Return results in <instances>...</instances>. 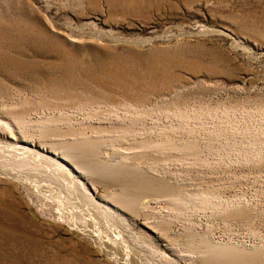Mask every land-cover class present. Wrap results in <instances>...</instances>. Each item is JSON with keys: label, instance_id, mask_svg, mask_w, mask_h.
Returning a JSON list of instances; mask_svg holds the SVG:
<instances>
[{"label": "rangeland", "instance_id": "obj_1", "mask_svg": "<svg viewBox=\"0 0 264 264\" xmlns=\"http://www.w3.org/2000/svg\"><path fill=\"white\" fill-rule=\"evenodd\" d=\"M0 264H264V0H0Z\"/></svg>", "mask_w": 264, "mask_h": 264}, {"label": "bare ground", "instance_id": "obj_2", "mask_svg": "<svg viewBox=\"0 0 264 264\" xmlns=\"http://www.w3.org/2000/svg\"><path fill=\"white\" fill-rule=\"evenodd\" d=\"M29 150V149H28ZM33 151V150H32ZM24 152H27V150H25ZM28 153V152H27ZM36 153V152H35ZM35 153H33V154H35ZM41 156V155H40ZM39 156V157H40ZM37 157V156H36ZM40 159H42V158H40ZM38 160V159H37ZM52 160V159H51ZM50 160V161H51ZM49 161V160H48ZM49 161V162H50ZM47 162V161H46ZM49 162H47V163H49ZM51 163V162H50ZM53 163H55V161L53 162ZM52 164V163H51ZM58 163H56V165H57ZM55 165V166H56ZM61 165V164H60ZM59 165V166H60ZM12 167V166H11ZM61 167H63V166H61ZM18 169V168H17ZM57 169H60L59 167L57 168ZM62 169V168H61ZM67 169V168H66ZM63 170V169H62ZM17 171H19V169L17 170ZM69 171V170H68ZM20 173H21V171H20ZM64 173H67L68 175H69V172H64ZM59 174V173H58ZM22 175H24V174H22ZM56 175V174H55ZM54 178V177H53ZM69 179H70V181H71V183H73L74 181H73V177H71L70 175H69ZM76 187V186H75ZM79 191V190H78ZM77 192V191H76ZM83 192V191H82ZM79 193V192H78ZM81 193V192H80ZM85 193V192H84ZM77 195V194H76ZM84 195V197H85V199L87 198V200H88V203H90V204H92L93 206H95L96 207V211H98L100 214H101V210H100V206L99 205H97L93 200L94 199H92L90 196H89V194H87V193H85V194H83ZM83 195L82 196H80V194H79V196L80 197H83ZM60 198V197H59ZM99 206V207H98ZM84 209V208H83ZM95 211V212H96ZM106 211V210H105ZM98 212H96V213H98ZM103 213V212H102ZM105 214H106V212H105ZM103 216V215H102ZM79 217V216H78ZM79 219H81V218H79ZM77 220H78V218H77ZM82 220V219H81ZM71 225L73 226V228H74V226L76 227V228H78V229H80V230H83L84 232H86V231H90V229H86L85 227L87 226V224H86V226L85 225H83V224H78L74 219H72L71 218ZM83 221V220H82ZM81 221V222H82ZM87 221V220H86ZM80 222V223H81ZM82 226V227H81ZM94 230V229H93ZM92 230V231H93ZM100 231V230H99ZM99 231H98V233H99ZM90 233V232H89ZM96 233V232H95ZM95 233H93L92 235H95V237H97V238H100V234L99 235H97V234H95ZM101 233V232H100ZM86 234V233H85ZM101 237H103V236H101ZM94 238V237H93ZM101 239V238H100ZM99 239V240H100ZM114 241V240H113ZM102 242V241H101ZM105 249V248H104ZM102 251V250H101ZM106 251V250H105ZM113 258V257H112Z\"/></svg>", "mask_w": 264, "mask_h": 264}]
</instances>
